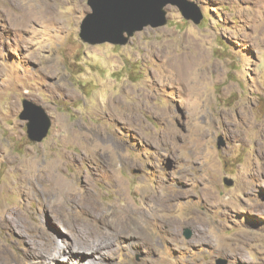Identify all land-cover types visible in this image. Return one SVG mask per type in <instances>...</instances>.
<instances>
[{"label": "rangeland", "instance_id": "374dc122", "mask_svg": "<svg viewBox=\"0 0 264 264\" xmlns=\"http://www.w3.org/2000/svg\"><path fill=\"white\" fill-rule=\"evenodd\" d=\"M193 1L202 13L197 24L169 4L164 25L144 27L125 45H91L78 36L87 0H0V212L12 209L19 222L14 229L0 223V264H87L91 254L70 248L101 239L72 244L78 237L68 225L85 212L74 207L68 216L31 195L24 176L34 159L37 171L52 164L65 180H89L99 209L139 206L161 180L180 192L168 214L177 231L169 246L159 244V264H264V0ZM22 10L43 16L20 28ZM186 63L187 78L179 79L176 66ZM186 83H200L196 112ZM24 98L51 118L41 141L27 137L19 117ZM162 108L167 118L158 114ZM166 122L179 132L177 143H187L169 155L158 142ZM98 129L117 148L120 194L95 151L75 138ZM104 156L112 155L105 149ZM37 188L45 196L44 186ZM130 242L95 253V264H151L155 255ZM64 243L65 253L50 260Z\"/></svg>", "mask_w": 264, "mask_h": 264}, {"label": "bare ground", "instance_id": "6f19581e", "mask_svg": "<svg viewBox=\"0 0 264 264\" xmlns=\"http://www.w3.org/2000/svg\"><path fill=\"white\" fill-rule=\"evenodd\" d=\"M39 16H43V12L40 13L38 10L33 12L29 10H22L19 19V24L22 26L20 28H23L25 25H27L32 17ZM190 68L191 67L188 63L178 64L176 66V77L179 79H186L187 72L190 70ZM186 85L187 96L191 102V107L189 105V109L192 108V110L196 112L198 107H200L197 101L201 93L200 83H186ZM115 104L116 103H114V105ZM113 109L114 112L117 110L116 107ZM158 114L163 118H167L170 114V111H168L166 108H162ZM129 116L133 117V113H130ZM134 118H137L135 113ZM98 130L99 131L95 132L92 130L84 131L83 133L78 134L75 138L77 141L83 143V145L89 151H95L96 156L102 161L104 173L107 172L111 186L115 187L117 193L120 194L122 191V181L116 175V169L120 163L117 154V148L112 144V136L110 134L108 135V132L100 129ZM106 135H108V138H106ZM178 135L179 132L176 129L170 127L169 122H166L163 128V134L158 137V142L160 146L164 147V151L167 153V155L178 152L177 148L182 147L181 145L183 142L180 145L176 141ZM199 137L200 135L196 137V143H198L197 140ZM84 140L87 142L85 143ZM151 140H155V136L149 135L147 141L149 142ZM261 140L264 144L263 135H261ZM184 144L187 145L186 142H184ZM259 148L263 149L261 144ZM105 149L109 150L112 155L108 161L105 160ZM39 165L40 164L37 159L32 160L31 169L29 170V173L24 176L26 177L24 180L32 186V191L30 192L31 195L37 197L42 205H44L46 202H50L57 207L59 206L66 214H68V216L74 213V207V209L78 208L85 212V215L83 216H85L86 219H84L82 222H77V219H72V224L68 225L72 233V237H78V239H74L72 244L77 246L79 244V240L82 242L89 240L94 241V235H99L98 238H101L99 242H96L99 243L97 246H93L91 248H85L84 246L79 247L81 249L70 248L69 251L71 253L76 251L83 254H91L87 264H95V253L99 252L103 255L108 254L109 252L113 251L110 246L117 247L122 240L125 241L131 239V245L133 244L136 247L144 246L148 251L155 255L151 260V264H159L161 261H164L163 256L158 254L159 244L163 242L169 246V241L176 234L177 230L172 225L168 214L172 213L176 204L180 203V196L182 195L180 192L175 190H167L168 185L161 180L157 184L156 189L147 190L144 192L142 195L143 201L139 206L134 205V203L131 204L130 202H125L122 205L115 202L112 203L110 209L106 207L99 209L89 180L82 179V182L80 183H78L74 177L65 180L62 176L56 173L55 169L52 167V164L46 165V167L41 171H37L36 169L39 167ZM39 183L45 188V196H43V193L37 188ZM45 217L47 219V215ZM0 223L8 225L10 229H14L19 225L18 220L16 221V215L14 214V211L12 209L7 210L5 208H3V210L0 212ZM103 236H105L107 239L106 241H102ZM52 240L55 241V237H52ZM106 242H110V245L108 246ZM202 243H210V238H208L206 235L203 236ZM64 244L65 245H61L56 251L58 256L51 254L54 257L48 258H50L52 261L57 260V258L60 257V254L65 251L67 247L66 244L68 243ZM59 245L60 244H56L55 246ZM87 249L90 250L87 251ZM28 252H32V250L29 249ZM240 255L241 253L239 249H236L235 256L240 257Z\"/></svg>", "mask_w": 264, "mask_h": 264}, {"label": "water", "instance_id": "95a60500", "mask_svg": "<svg viewBox=\"0 0 264 264\" xmlns=\"http://www.w3.org/2000/svg\"><path fill=\"white\" fill-rule=\"evenodd\" d=\"M90 10L83 16L78 36L87 44L111 43L125 45L135 32L146 26L158 27L167 21L166 6L178 7L182 16L195 24L202 19V13L193 0H87ZM19 117L26 120L27 137L32 141H41L48 133L51 118L45 109L27 98L21 103ZM224 145L221 136L217 146ZM224 183L231 185L232 179L225 177ZM190 236L187 229L184 234ZM216 264H226L223 258H217Z\"/></svg>", "mask_w": 264, "mask_h": 264}]
</instances>
